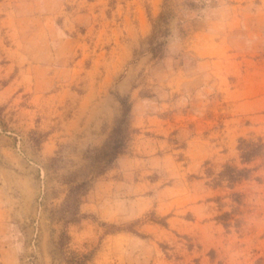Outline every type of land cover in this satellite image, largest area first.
<instances>
[{
    "label": "rangeland",
    "instance_id": "374dc122",
    "mask_svg": "<svg viewBox=\"0 0 264 264\" xmlns=\"http://www.w3.org/2000/svg\"><path fill=\"white\" fill-rule=\"evenodd\" d=\"M164 44V45H162ZM133 106L130 148L52 220ZM264 0H0V264H264ZM227 167L248 178H222Z\"/></svg>",
    "mask_w": 264,
    "mask_h": 264
},
{
    "label": "trees",
    "instance_id": "16d2710c",
    "mask_svg": "<svg viewBox=\"0 0 264 264\" xmlns=\"http://www.w3.org/2000/svg\"><path fill=\"white\" fill-rule=\"evenodd\" d=\"M164 45V44H162ZM122 107L121 116L116 120L113 132L102 148H96L88 152L89 164L76 173H73L68 180L69 193L66 201L60 209L54 211L52 220L64 225L80 223L85 215L81 214L80 207L82 197L89 191L91 183L103 176L112 169L119 157L126 153L131 146L133 134L132 127L133 106L128 97L118 96ZM240 150L244 163H250L257 157L264 156V145L261 143L249 142L241 139ZM235 168L227 167L222 178L232 182L239 181L247 176L242 173L236 174ZM71 239L67 233H62L58 242L54 244L56 252L66 264H90L93 260V253H80L69 249Z\"/></svg>",
    "mask_w": 264,
    "mask_h": 264
}]
</instances>
